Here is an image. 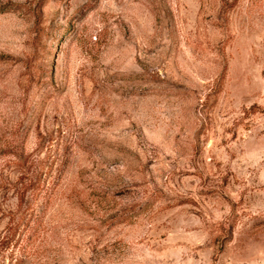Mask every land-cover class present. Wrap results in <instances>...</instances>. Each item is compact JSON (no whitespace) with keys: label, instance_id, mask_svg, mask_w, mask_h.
<instances>
[{"label":"rangeland","instance_id":"obj_1","mask_svg":"<svg viewBox=\"0 0 264 264\" xmlns=\"http://www.w3.org/2000/svg\"><path fill=\"white\" fill-rule=\"evenodd\" d=\"M0 264H264V0H0Z\"/></svg>","mask_w":264,"mask_h":264},{"label":"trees","instance_id":"obj_2","mask_svg":"<svg viewBox=\"0 0 264 264\" xmlns=\"http://www.w3.org/2000/svg\"><path fill=\"white\" fill-rule=\"evenodd\" d=\"M29 186H30V185H28V187H27L25 190H23V191H22V194L19 196V203H20V204L23 202L27 190L30 189Z\"/></svg>","mask_w":264,"mask_h":264}]
</instances>
